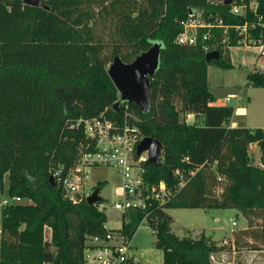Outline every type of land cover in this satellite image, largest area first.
Here are the masks:
<instances>
[{"label":"trees","instance_id":"16d2710c","mask_svg":"<svg viewBox=\"0 0 264 264\" xmlns=\"http://www.w3.org/2000/svg\"><path fill=\"white\" fill-rule=\"evenodd\" d=\"M43 1L49 10L0 0V187L9 174L10 196L24 200L2 207L0 264H83L88 237L107 233L105 211L85 200L73 203L51 185V170L61 167L65 176L95 148L76 127L78 120L102 113L122 117L123 107L113 109L120 99L108 74L113 59L131 63L155 43L162 49L151 78L150 110L128 103L143 135L164 147L161 165H149L148 179L174 188L176 171L195 174L156 207L149 226L163 264H214L221 247L204 236H176L166 210L237 209L264 220V129L231 127L235 109L212 105L208 77L211 64L233 68L229 48L243 38L235 27L247 26L250 40H264V0H234L230 6L224 0ZM236 5L244 8L242 15L232 13ZM195 15L229 27L228 35L220 29V40L209 41L222 45L228 36L223 46L229 48H216L219 60L208 63L201 44L177 43L182 23ZM102 23L115 26L109 41L98 32ZM247 81L264 88V71L254 68ZM188 115L197 121L188 123ZM253 144L261 151V166L252 162ZM144 216L127 214L123 231L130 239ZM258 240L264 245V224Z\"/></svg>","mask_w":264,"mask_h":264},{"label":"rangeland","instance_id":"374dc122","mask_svg":"<svg viewBox=\"0 0 264 264\" xmlns=\"http://www.w3.org/2000/svg\"><path fill=\"white\" fill-rule=\"evenodd\" d=\"M220 1L214 0L216 3ZM102 25L98 26V32L109 41V34L115 26L110 23ZM217 38L219 41L218 35ZM219 45L220 42L218 45L213 44L215 49L229 48ZM231 48L232 69H223L214 64L208 69L209 90L214 103H222L230 98L228 105L235 109L231 125L264 129V88L247 85V75L254 67L264 71V57H259L258 50L254 47L238 44ZM186 120L191 122L187 117ZM256 146L253 144L250 147V156L253 164L261 166L262 154ZM99 185L103 186L100 197L102 209L107 215L106 226L118 229L122 218L114 205L122 199L118 195L122 187V176L116 168L91 166L85 189L94 190ZM9 188L10 175L6 174L0 187V244L2 203L5 199H10ZM166 212L173 218L172 232L179 238L200 239L204 236L221 247V251L214 255V264H264V245L258 240L263 219L248 218L237 209H168ZM50 234V230H47L46 237L49 238ZM131 247V264H163V251L156 247V236L146 223L141 224L135 233Z\"/></svg>","mask_w":264,"mask_h":264},{"label":"built area","instance_id":"2783aa9c","mask_svg":"<svg viewBox=\"0 0 264 264\" xmlns=\"http://www.w3.org/2000/svg\"><path fill=\"white\" fill-rule=\"evenodd\" d=\"M243 12L242 6L236 5L232 8V13L235 15H242ZM182 25L184 30L178 36L177 43L182 46L201 44L206 53L216 50L212 44H209V41L216 37V31L222 29L226 36L229 30L222 21H207L200 15L191 16ZM235 31L243 36L239 45L254 47L258 50L259 57H264V40H250L247 26L235 27ZM227 39L228 36L224 37L221 43L224 45ZM215 44L218 45L219 42ZM224 102L229 104L231 100L227 98ZM121 107H123V114L120 119H112L102 113L93 119L78 120L76 127L83 128L85 134L93 140L95 148L92 152L83 154L76 167L65 176L62 174L61 167L51 170L55 183L75 204L87 201L94 192L93 189L90 191L85 189L88 170L91 166L116 168L122 176V187L118 194L122 199L114 205V209L121 214V227L111 229L105 224L107 230L105 235L88 237L84 248L83 264H131L133 259L129 253L132 248V239L123 231L124 224L128 222L127 214L131 211L143 212L145 216L142 224L146 223L149 226L148 219L156 207L168 203L173 192L182 189L195 174V171H191L186 177L184 171H176L175 176L179 181L174 188L164 181L152 183L148 179L149 151L138 153L140 144L146 138L136 124L139 119L129 110L128 104H123ZM23 202L24 200L18 196H10V199L3 201L2 207ZM28 202L31 203L29 200ZM101 202L97 204L99 209L104 211ZM152 232L155 234L154 230Z\"/></svg>","mask_w":264,"mask_h":264},{"label":"water","instance_id":"95a60500","mask_svg":"<svg viewBox=\"0 0 264 264\" xmlns=\"http://www.w3.org/2000/svg\"><path fill=\"white\" fill-rule=\"evenodd\" d=\"M234 0H224V5H232ZM25 5L49 10L48 5L43 0H24ZM162 46L155 43L149 50L141 53L131 63L124 62L121 57L116 56L108 68V74L116 86L120 99L113 106L115 112H118L123 104L134 103L143 113H148L152 100L151 78H153L159 68L160 54ZM220 51H211L206 54L208 63L220 59ZM149 151V163L155 166L161 165V157L164 151L163 145L152 138L146 137L138 148V153ZM50 183L55 186V180L51 176ZM99 189L94 190L88 197L89 205L100 203Z\"/></svg>","mask_w":264,"mask_h":264},{"label":"crops","instance_id":"0c3cea01","mask_svg":"<svg viewBox=\"0 0 264 264\" xmlns=\"http://www.w3.org/2000/svg\"><path fill=\"white\" fill-rule=\"evenodd\" d=\"M230 49H232V48H230ZM229 53H230V57H231V51H229ZM231 60H232V57H231ZM232 63H233V61H232ZM254 68H256V67H254ZM253 68V69H254ZM252 69V70H253ZM261 70V69H260ZM263 71V70H262ZM225 101V100H224ZM224 101H222V103H217V102H215V103H212V105H214V106H225V105H228V104H226ZM229 106V105H228ZM187 118L191 121L190 123H195L197 120H196V118H195V116L194 115H188L187 116ZM231 127H236L235 125H231ZM252 129H256V128H252ZM257 147V146H256ZM47 230H49V229H47ZM46 230V231H47Z\"/></svg>","mask_w":264,"mask_h":264}]
</instances>
